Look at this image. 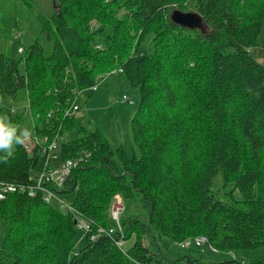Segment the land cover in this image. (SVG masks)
<instances>
[{
  "label": "trees",
  "instance_id": "trees-1",
  "mask_svg": "<svg viewBox=\"0 0 264 264\" xmlns=\"http://www.w3.org/2000/svg\"><path fill=\"white\" fill-rule=\"evenodd\" d=\"M188 2L60 0L42 17L41 37L53 44L48 55L39 38L18 48L19 59L0 52V111L12 119L10 101L25 91L31 133L58 136L60 157L77 162L56 191L73 195L96 234L91 240L70 213L18 189L0 200V218L10 226L0 264H264V255L241 256L264 247V65L252 54L264 0H196L198 26L172 18L176 10L187 13ZM118 69L140 96L131 153L64 116L81 91ZM14 147H0V186L30 184L43 167L18 136ZM217 177L231 187L230 200L216 196ZM116 194L140 196L148 219L98 234L115 227ZM153 232L175 244L205 235L234 258L205 261V247L188 248L197 258L158 257L143 241ZM132 237L129 249L116 245Z\"/></svg>",
  "mask_w": 264,
  "mask_h": 264
},
{
  "label": "rangeland",
  "instance_id": "rangeland-1",
  "mask_svg": "<svg viewBox=\"0 0 264 264\" xmlns=\"http://www.w3.org/2000/svg\"><path fill=\"white\" fill-rule=\"evenodd\" d=\"M195 1L187 3V13L193 12L191 8ZM59 2L60 0H0V52L10 58L19 59L22 54L18 52V48L22 47L27 50L39 38L45 54L48 55L53 44L41 37L42 17L52 16L56 12ZM258 45L253 49L252 54L264 65V28L259 35ZM123 97L131 99L134 103L131 104ZM139 102V91L132 88L120 73L106 74L95 88L80 92L75 118L79 123L88 124L92 129L100 132L113 147L122 146L131 153L133 145L131 119ZM26 104L25 91H20L10 101V106L12 105L16 109L13 118L9 119L5 113L0 111V134L2 135L0 147L6 152L14 150L16 136L24 141L29 138V133L34 131L32 116ZM19 119L20 122H18ZM216 180V183L213 184L216 196L223 201L230 200L228 191L231 187L225 189L223 182L221 185L220 177H217ZM61 199L70 204L73 195H61ZM124 206L125 210L120 214V223L129 219H148L149 207L142 202L140 196L128 198L124 201ZM9 230V224L0 218V247ZM78 232L81 233L79 230ZM134 239L132 237L125 241L124 250L133 245ZM143 241L152 254H157L158 257L165 259L174 260L186 255L192 258L200 256L198 251L184 248L181 245L182 242L172 243L165 238H160L156 232H153L152 237L147 235ZM82 242L79 241V246H82ZM203 250L205 261L220 262L234 258V255L228 252L214 253L206 247ZM263 255L264 247L241 253V256L250 259ZM83 264H88V262Z\"/></svg>",
  "mask_w": 264,
  "mask_h": 264
},
{
  "label": "built area",
  "instance_id": "built-area-1",
  "mask_svg": "<svg viewBox=\"0 0 264 264\" xmlns=\"http://www.w3.org/2000/svg\"><path fill=\"white\" fill-rule=\"evenodd\" d=\"M22 48H20V51ZM122 70L118 69L111 73H121ZM110 74V73H108ZM106 76V75H105ZM98 85V84H97ZM97 85L93 86L95 88ZM123 99L128 100L131 104L134 102L127 97ZM78 100H74L68 108L64 111L65 117L75 116L78 111ZM15 107H12V112H15ZM52 112L49 113L51 116ZM0 134V138H1ZM23 148L30 155L37 153L43 160V167L39 171L33 181L27 185L15 187L13 185L0 186V200L6 198L8 194L15 193L19 189V193H26L29 197L35 198L41 194V200L47 204H54L61 210L70 213L76 223L77 228L85 234L92 232V224L88 221L83 214L72 203L68 204L61 199V195L56 191L58 187L64 183L66 178L71 174L73 169L77 166V162L72 159L63 160L59 154V138L56 136L51 139L49 136H40L36 133H29V138L22 141ZM125 210L124 199L121 194H116L110 204V217L115 227L113 229L99 228L98 234L113 235L114 230H121V223L119 222L120 214ZM90 239L94 240L96 234H90ZM124 240H117L116 245L124 250ZM184 248L192 247H206L209 251L219 253L220 251L214 248L209 243V239L205 235H199L186 239L181 243ZM125 251V250H124ZM77 255V252H73Z\"/></svg>",
  "mask_w": 264,
  "mask_h": 264
},
{
  "label": "water",
  "instance_id": "water-1",
  "mask_svg": "<svg viewBox=\"0 0 264 264\" xmlns=\"http://www.w3.org/2000/svg\"><path fill=\"white\" fill-rule=\"evenodd\" d=\"M173 20L182 25H187V26H198L201 23V18L197 17L195 13H183L181 11H174L172 14ZM76 221L74 220V224L76 225Z\"/></svg>",
  "mask_w": 264,
  "mask_h": 264
}]
</instances>
